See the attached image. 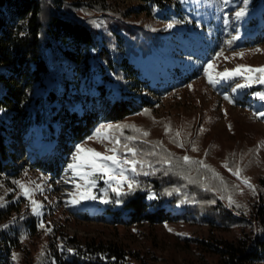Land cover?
<instances>
[{
  "label": "rangeland",
  "instance_id": "obj_1",
  "mask_svg": "<svg viewBox=\"0 0 264 264\" xmlns=\"http://www.w3.org/2000/svg\"><path fill=\"white\" fill-rule=\"evenodd\" d=\"M106 1V12L95 9L100 2ZM106 1L72 0L73 3L80 4L74 7L77 16L83 19L95 18L96 24L100 25L96 26L100 35L112 36L113 30L122 35L120 52L127 53L134 65L141 70L143 77L149 79L150 90L144 91L143 95L154 105L146 109L147 113L143 110L122 121L101 124L135 125L136 128L147 131V137L133 128L122 129V134L121 131L112 130L110 134L120 138L121 145L117 147L121 148V155L126 154L131 158L130 153L123 152L124 143L135 146L138 150L137 158L152 165L149 168L146 164L144 171H154V174L135 176L139 187L120 197L105 183L107 177L97 179L96 186L91 189L97 199L81 200L79 204H75L69 193H75L76 185L83 184L84 181L76 177L68 169V165L72 162L75 145L86 139L74 145L70 155L66 157L63 172L56 177L33 168L32 164L38 156L51 159L60 151L43 139L41 126L33 124L28 127L27 132L15 139L16 145L13 147L20 158L17 163L24 166L18 181L32 190L31 199L38 201L42 208L40 215L34 214L30 199L22 195L18 185L15 189L6 190L5 196L10 198L3 203L2 195L3 205L12 202L14 206H18L16 214L19 219L16 215L0 217V230H8L15 219L23 221L27 216H32L37 223V233L22 237L21 249L13 251L10 259L12 264H34L38 257L47 258L46 254L51 255V264L69 262L73 253L61 243L59 236L82 241L97 238L114 242L132 252L159 257L149 259L150 264H197L198 254L192 243L185 241V237L197 235L199 230L188 224L195 215L185 213L186 210L192 212L196 205L205 212L212 209L219 200L228 207H236V204L244 206L250 200H257L259 194L264 195V182H260V178H264V146H261L264 142V118L253 115L254 112L264 111V100L253 95L257 91H264V85L256 83L250 88L233 92L235 83L244 82L242 77L220 81L214 86L208 83L204 74V68L210 61L216 65L212 70L214 72L234 69L237 65L264 67V30H260L262 35L258 43V38L255 37L257 23H253L264 10V0H257L259 4L255 3L256 0H247L246 5L244 0H228L227 3L222 0H169L164 9L144 12L140 10L143 6L140 1ZM240 8H245L246 11L237 20L234 14ZM173 22V27L167 28ZM233 37L236 39L229 45L227 41ZM109 48L112 53L118 50L115 43L109 45ZM220 51H223V55L217 57L215 54ZM240 52L244 53L243 57L234 55ZM95 77L98 83L102 82L99 74ZM56 84L58 85V79L46 80V87L37 85L35 95L43 97ZM121 84L117 79L110 86L118 91ZM82 87L84 86L80 87V91L83 90ZM225 96L231 97L233 102L230 103ZM98 106L103 108L99 101ZM25 110L27 120L35 118L36 108L33 104L26 105ZM26 119L21 122V128L28 126ZM127 136H136L137 139L128 141L125 139ZM173 140L182 143L183 147L177 146ZM157 141L161 142L160 145L155 144ZM106 147L111 148L113 144L107 140L103 143L89 140L85 144V148H94L102 153ZM193 147L197 150L193 151ZM168 153L172 155L169 156ZM183 156L190 157L192 161H204L219 176L208 168L188 162L186 164L192 168V172L197 169L196 166L202 167V172L210 177L203 182L206 189L204 192L193 193V182H188L187 179L185 182H172L158 191L154 190L153 180L164 182L163 175L158 173L165 167L169 177L172 172H179L185 165L179 159ZM233 161L236 162L235 166L232 165ZM229 168L243 170L241 176L250 178L256 189L255 195ZM220 177L223 178V183ZM187 178L192 181L191 176ZM37 185L40 187L37 188ZM122 190L127 192L126 184ZM138 191L147 196L148 202L164 204L173 213L183 214L179 217L181 221L126 225L121 222L126 218V212L117 216L108 213V209L122 211L125 202ZM230 196L235 201L231 206ZM104 199L109 202L102 203ZM117 200L120 202L117 203ZM54 230L57 237L48 247V242L52 240L49 235Z\"/></svg>",
  "mask_w": 264,
  "mask_h": 264
},
{
  "label": "trees",
  "instance_id": "obj_2",
  "mask_svg": "<svg viewBox=\"0 0 264 264\" xmlns=\"http://www.w3.org/2000/svg\"><path fill=\"white\" fill-rule=\"evenodd\" d=\"M134 1L143 3L140 8L143 12L164 9L169 2ZM100 3L95 9L106 12L107 1ZM79 5L72 0H0L2 203L10 198L5 196L6 190L17 187L14 181L19 180L24 168L17 163L20 158L13 147L15 139L27 132L28 127L33 124L41 126L43 139L60 151L51 159H37L32 164L33 168L57 177L63 172L66 157L74 145L84 141L102 122H119L154 105L143 95L144 91L150 90L149 79L143 77L127 53L120 52L122 35L114 30H111L112 36L100 35L91 23L95 18L83 19L75 14L74 7ZM253 23H257V31L253 30V33H257L255 37L259 43L260 30H264V10ZM114 43L118 48L116 53L109 48ZM97 74L101 76V83L96 80ZM51 79H58V85L38 98L35 95L37 85L44 87L46 80ZM117 79L122 84L115 91L110 84ZM82 85L84 87L80 91ZM98 101L103 108L98 106ZM30 104L36 108V116L27 120L25 106ZM23 119L28 126L21 128ZM184 164L179 172H172L171 177L165 174V167L158 173L163 175L164 182L153 180V189L158 191L172 182H185L187 179L193 182V193L204 192L203 182L210 177L202 172V167L196 166L192 172V168L186 162ZM235 164L233 161L232 165ZM260 182H264L263 177ZM250 201L241 208L228 207L219 200L205 212L196 205L192 212L186 210L185 213L195 215L188 224L199 230V234L185 237L198 254L197 264H264V195L259 194L257 200ZM18 211V206L8 202L0 207V217H17ZM107 211L113 216L126 212V218L121 220L126 225L174 223L181 221L179 217L183 215L173 213L164 204L148 202L147 196L140 191L125 202L122 211ZM18 219L8 230H0V264H12L13 251L22 247L21 238L37 233V223L32 216L23 221ZM55 232L49 235L52 240L48 247L57 237ZM60 237L61 243L73 250L72 260L64 264H150L149 259H159L158 256L132 252L114 242L97 238L82 241ZM46 250L48 252L47 247ZM46 257H38L34 264H51V255L46 254Z\"/></svg>",
  "mask_w": 264,
  "mask_h": 264
},
{
  "label": "snow or ice",
  "instance_id": "obj_3",
  "mask_svg": "<svg viewBox=\"0 0 264 264\" xmlns=\"http://www.w3.org/2000/svg\"><path fill=\"white\" fill-rule=\"evenodd\" d=\"M222 2L227 3L228 0H222ZM244 3L246 5L247 0H244ZM245 11V8H240L238 11H236L234 14L235 19L239 20L241 17H243L245 15ZM91 23H93L97 27L100 26L99 24H96L95 21H91ZM174 23L175 22L169 23L167 25V28L173 27ZM225 23H227V18H225ZM153 30L155 31V29ZM235 39L236 37H233L232 40L227 41V43L231 45V43ZM254 51H260V49H254ZM215 55L219 57L223 55V51L217 52ZM234 55H239L243 57L244 53L240 52L235 53ZM215 67L216 65L210 61L204 68V74L207 77L208 83L214 86L220 81L235 80L237 77H242L244 82L235 83V86L232 88L233 92L237 91L238 89L250 88L253 86V84L256 83L264 85V67L252 68L245 65H237L234 69H224L221 72H214L212 70H214ZM244 73H248V75H244ZM252 73H259L260 75L253 76L251 75ZM189 87L191 86L189 85ZM253 95L258 97L260 100H264V91H257L253 93ZM224 98L226 100H229L230 103L233 102L232 98L229 96H225ZM147 111L148 110H145V113H147ZM253 115L257 118H264V111L254 112ZM124 128H133L137 133H140L144 137H147L149 135L147 131L136 128L135 125L110 123L101 124L93 131L92 135H89L86 138L84 142L75 145V149L72 155V162L69 163L68 169H70L76 177H79L81 180H83L84 183L76 185L77 191L75 193H69V195L72 197L73 203L79 204L81 200L97 199V197L93 195L91 191V189L96 186L97 179H103L104 177H107L105 183L109 185V187L116 194L117 197H120L134 192L139 187L137 180L134 178L135 176L141 174L145 176L154 174V171H144L146 164L149 168H151L152 165L146 160L137 158L138 150L135 146H130L129 144L124 143L122 145L123 152L130 153L131 158H129L126 154L121 155V148L117 147L121 145V140L118 136L111 135L110 133L112 132V130L121 131ZM229 129H231V125H229ZM165 130L167 133V125L165 126ZM201 131H204V129L201 128ZM176 135L179 136V133H176ZM125 139L128 141H134L137 139V137L127 136L125 137ZM89 140H95L98 143H103L105 140H107L113 144V147H106L105 152L103 153L97 151L94 148H85V144ZM172 142L177 143V146L179 147H183V144L178 143L176 140H173ZM160 143L161 142L159 141L155 142L156 145H160ZM261 146H264V142L261 143ZM195 150L197 149L193 147V151ZM107 153H111V155H108ZM168 155L171 156L172 153H168ZM179 159H182L186 163L192 162L201 165L213 171L214 175L219 176V174L215 173V170L211 169L209 165H206L204 161H192L191 158L188 156H183ZM224 166L228 167L227 164H225ZM229 171H231L233 175L240 178L242 180V183L255 195V186L251 184L250 178L241 176V173L243 171L242 169L236 168L235 170H233L229 168ZM126 173H130L131 175H126ZM165 174H167V171L165 172ZM220 179L223 183V178L220 177ZM14 183L17 184L18 187L21 189L22 195L30 199L32 212L36 215H40V209L42 208V205L38 201L31 199L32 190H30L28 187H26L23 183L19 181H14ZM125 184L127 185V192L122 190ZM39 187L40 186L37 185V188ZM101 202L108 203L109 201L104 199ZM116 202L119 203L120 201L117 200ZM229 204L230 206L232 204H235V201L232 200L231 196L229 197ZM3 206L4 205L0 203V207ZM236 207L240 208L243 206L240 204H236ZM40 226L43 227V224H41ZM4 227H7V225H5ZM169 231H172V229H169ZM178 235L184 234L178 233ZM68 251L72 252L73 250L68 249Z\"/></svg>",
  "mask_w": 264,
  "mask_h": 264
},
{
  "label": "bare ground",
  "instance_id": "obj_4",
  "mask_svg": "<svg viewBox=\"0 0 264 264\" xmlns=\"http://www.w3.org/2000/svg\"><path fill=\"white\" fill-rule=\"evenodd\" d=\"M39 158H40V156L37 157V159H39Z\"/></svg>",
  "mask_w": 264,
  "mask_h": 264
}]
</instances>
